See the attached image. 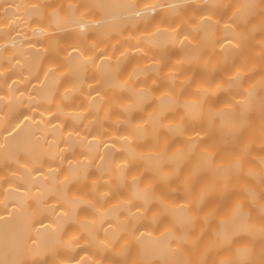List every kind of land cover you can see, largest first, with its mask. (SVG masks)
Masks as SVG:
<instances>
[{
    "label": "bare ground",
    "instance_id": "1",
    "mask_svg": "<svg viewBox=\"0 0 264 264\" xmlns=\"http://www.w3.org/2000/svg\"><path fill=\"white\" fill-rule=\"evenodd\" d=\"M0 264H264V0H0Z\"/></svg>",
    "mask_w": 264,
    "mask_h": 264
}]
</instances>
